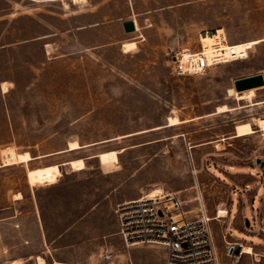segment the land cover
<instances>
[{
  "label": "rangeland",
  "instance_id": "1",
  "mask_svg": "<svg viewBox=\"0 0 264 264\" xmlns=\"http://www.w3.org/2000/svg\"><path fill=\"white\" fill-rule=\"evenodd\" d=\"M128 21H135L134 32L125 31ZM217 29L225 30L230 45L254 42L248 45L253 48L249 58L214 66L202 75H178L173 54L185 48L200 50L201 35ZM261 39L264 0H0L2 218L9 217L6 213L16 193L30 191V170L76 158L87 160V171L66 175L71 173L69 167L62 170L75 182L101 174V163L121 161L122 178L134 175L147 187H182L170 183L175 169L184 178L193 175L198 197L208 201L210 168L239 165L255 147L264 145L261 134L257 139H232L230 147L210 155V139L222 142L223 133L234 123L257 118L263 130L264 103L249 112L210 116L220 106L238 103L229 93L237 76L264 74ZM130 42L136 43L131 52L125 48ZM256 100L264 101V86L257 88ZM171 118H178L180 125H170ZM252 130L249 124L238 128L240 135ZM70 141L79 142L80 150L18 163L20 154L44 157L66 148ZM121 148L126 152L119 161L118 154L125 151ZM98 154L101 163L94 158ZM151 160L155 167L143 169ZM252 170L261 176L259 169ZM58 177L37 184H54ZM240 202V196L233 194L234 211ZM259 205L260 198L254 208ZM246 208L255 229L252 208ZM13 226L8 231L9 245L15 242ZM255 233L232 235L264 247V229ZM220 238L217 264H264L260 247L254 248L257 256H249L237 252L238 244L226 242L222 233ZM9 245L5 247L8 257H0V264H21L10 261L31 256L30 251ZM34 248L33 261L37 262V255L50 257L45 246L40 253ZM128 252L137 260L162 258V251L152 244L136 245Z\"/></svg>",
  "mask_w": 264,
  "mask_h": 264
},
{
  "label": "crops",
  "instance_id": "2",
  "mask_svg": "<svg viewBox=\"0 0 264 264\" xmlns=\"http://www.w3.org/2000/svg\"><path fill=\"white\" fill-rule=\"evenodd\" d=\"M256 74L262 73L237 76L236 80ZM256 98L257 89L253 100L258 102L259 100H256ZM254 101L249 99L237 100L238 103L235 106H228L234 109L241 105L242 108L226 113L237 111L244 113L255 110L259 105L253 106L252 103ZM214 115L221 114H217L216 111L210 113V116ZM247 124L251 126L253 132L240 135L238 128ZM167 126L174 127L169 126V123ZM223 134L224 137L220 143L210 139V155H215L225 150L227 146L230 147L232 139L241 140L247 137L257 139L261 134L264 140V131L261 130L257 118L244 119L234 123ZM105 142L102 141V143ZM87 145L90 146V144ZM221 145L223 146L222 149L219 147ZM68 146L56 152L45 154L47 156L44 157H33L32 161L80 150L70 151ZM83 147L88 146L84 145ZM263 147L264 145L260 146V148L255 147L248 159L239 165L222 164V166L218 165L216 168H213L214 166L211 167L210 199L205 202L200 196L198 197V184L195 179H192L193 175H188L187 178H184L176 172V169L173 172V182H170L171 184L182 183V187L176 189L166 187L167 185L147 187L139 184L135 176L131 174L130 176L127 175L125 179L122 178L123 174L121 172L123 170L120 167V155L126 152V148H121L125 149V151L118 154L120 162L109 166L101 163L99 154L94 156V158L99 159L103 167L102 173L87 176L85 179L79 180V182L73 181V179L69 178L70 176L63 175L62 170H64V167H69L71 173L66 175H75L87 171V160L84 158L74 159L85 160L87 168L80 171L72 169L70 162L74 161L73 159L62 162L54 161L53 163L37 167L58 165L61 170V176L58 177L57 182L54 184L31 185L28 194L23 192L16 193L15 197H13V207H10L6 213L9 217L2 218L0 213V257H8L6 255L7 248H5L9 245L7 243L8 231L15 224V242L10 243L9 246L14 245L20 251H30L31 256L29 259L12 257L11 263L16 260L21 264H38V261L32 260L33 256H35L33 255L35 254L34 247L37 246V251L40 253L43 250L42 247L45 246L49 249L50 257L46 255L37 256L43 257L46 260V264H169L170 253H168L166 246L160 244L152 245L162 251V258L137 260L130 255L128 249L133 246H127L124 242L120 233L118 215L115 213V208L118 204L152 194L150 191L154 188H161L162 191L159 193L173 192L178 194L184 202V209L188 219H199L202 213L206 218H209L210 233L213 236L217 254L222 249L220 233L223 234V238L227 240L226 242L233 241L243 247L251 246L254 251L255 247L260 246L244 243L238 237L232 235V232L256 234L255 232L258 230L264 229L261 224L264 220V181L261 176H256L252 170V167L260 170L258 164L264 160ZM151 163L152 160L146 166L144 165L143 169L145 167L151 169L153 165ZM210 164V166L213 165L212 161H210ZM152 167H155V165ZM188 191L191 192L190 196L186 195ZM233 194H238L241 201L236 211H234L233 207ZM241 195H244V198H241ZM258 198H260V205L256 209L254 208V203ZM192 203H195L194 207L191 206ZM247 205L252 208V215L258 225L255 229H251V222L247 219ZM221 212L225 214H221ZM260 248L264 250V247ZM108 254H112V257L107 258Z\"/></svg>",
  "mask_w": 264,
  "mask_h": 264
},
{
  "label": "built area",
  "instance_id": "3",
  "mask_svg": "<svg viewBox=\"0 0 264 264\" xmlns=\"http://www.w3.org/2000/svg\"><path fill=\"white\" fill-rule=\"evenodd\" d=\"M210 52L203 46L198 51L188 48L172 56L180 76L202 75L217 65L249 58L251 48L240 54L235 45H216ZM264 181V160L258 164ZM120 233L127 246L160 244L168 249L169 264H217V253L210 233L209 218H187L184 202L173 192L144 195L118 204L115 208ZM238 247V246H237ZM235 247H232V251ZM108 254L107 258H111Z\"/></svg>",
  "mask_w": 264,
  "mask_h": 264
},
{
  "label": "bare ground",
  "instance_id": "4",
  "mask_svg": "<svg viewBox=\"0 0 264 264\" xmlns=\"http://www.w3.org/2000/svg\"><path fill=\"white\" fill-rule=\"evenodd\" d=\"M76 1H82V0H76ZM137 26V25H136ZM201 44L202 46L205 48L206 51L210 52L213 48H216L218 46L221 47H227L229 44L228 39H227V35L225 30L223 29H217L214 31H210V32H205L203 33V35H201ZM259 41H264V39H261ZM257 41V42H259ZM254 43V42H251ZM251 43H236L233 44L236 46L237 51L242 54L241 52L244 51V49L251 48V50L253 49L251 46H248ZM136 46L135 42H130L127 43L125 45L126 51H132ZM229 93L231 96H235L236 100L238 101H242L245 99H249L251 101H254V97L256 96V89H250V90H246L243 92H238L236 91L235 88H231L229 90ZM264 101L261 102H253L252 105H259V104H263ZM232 109L228 106V105H223L217 108L216 113L217 114H222V113H226L231 111ZM181 121L178 118H171L170 119V125H178L180 124ZM263 131H264V126H263ZM80 148V144L79 142H72L69 144V148L68 150L70 151H74V150H78ZM223 147H221L222 149ZM18 163H28L30 161L33 160L32 155L29 152H26L24 154H20V156H18ZM85 160L83 159H79V160H74L70 162V165L72 167L73 170L75 171H80V170H84L86 169V164L84 162ZM61 176V170L60 167L58 165H54V166H47V167H43V168H38V169H33L30 170L28 172V179L30 181V183L32 185H36L38 182L43 181L45 179H53L55 177ZM58 180V179H57ZM152 194L149 195H156L160 194L159 192H161L160 189H154L150 191ZM221 214H225L223 212H221ZM242 246V245H241ZM241 254H245V255H249V256H257L255 254V252L253 251V248L251 246H242L241 247ZM232 255V254H231ZM38 264H46V260L43 257H38Z\"/></svg>",
  "mask_w": 264,
  "mask_h": 264
},
{
  "label": "water",
  "instance_id": "5",
  "mask_svg": "<svg viewBox=\"0 0 264 264\" xmlns=\"http://www.w3.org/2000/svg\"><path fill=\"white\" fill-rule=\"evenodd\" d=\"M124 28L126 32H134L136 30L135 21H128L124 23ZM235 89L238 92H243L250 89H257L264 86V75L256 74L254 76H249L245 78H240L235 80ZM241 245H238L237 252L240 251Z\"/></svg>",
  "mask_w": 264,
  "mask_h": 264
}]
</instances>
